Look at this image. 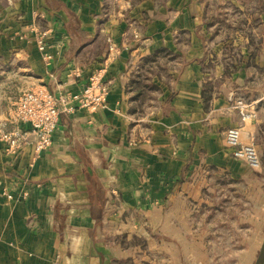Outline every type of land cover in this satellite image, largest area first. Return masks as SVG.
Returning <instances> with one entry per match:
<instances>
[{"label": "crops", "instance_id": "0c3cea01", "mask_svg": "<svg viewBox=\"0 0 264 264\" xmlns=\"http://www.w3.org/2000/svg\"><path fill=\"white\" fill-rule=\"evenodd\" d=\"M8 1L3 8L8 21L0 24V127L22 92L42 86L79 93L103 66L110 44L119 51L103 75L110 85L104 107L62 113L54 144L40 156L34 136L15 153L0 141V264H90V259L91 264H139V246H123L126 238L139 240L143 225L178 231L147 238L168 241L179 254L200 239L182 231L193 224L186 215L192 209L142 219L139 228V206L158 203L154 211L161 212L173 199L161 207L160 200L176 189L179 198L198 203L195 210L214 206L212 198L204 201L203 191L212 185L202 179L215 174L222 183L245 181L261 189L264 94L249 97L241 91L250 84L241 72H249L253 62L251 40L241 61L234 53L226 55V39L218 43L208 31L224 11L235 13L256 0ZM33 10L42 13L37 23L46 32L43 50L31 37L15 36L22 28L17 15ZM259 14L264 22V9ZM213 54L218 60L207 72ZM261 56L258 72L264 70V48ZM228 64L231 74H226ZM205 86L210 88L206 101ZM214 86L220 91L211 92ZM239 102L256 117L243 122ZM239 126L244 142L256 133L259 173L227 148L225 130ZM23 192L30 195L26 203L6 197ZM238 220L250 221L233 218L219 225Z\"/></svg>", "mask_w": 264, "mask_h": 264}, {"label": "rangeland", "instance_id": "374dc122", "mask_svg": "<svg viewBox=\"0 0 264 264\" xmlns=\"http://www.w3.org/2000/svg\"><path fill=\"white\" fill-rule=\"evenodd\" d=\"M250 3L244 2V4L246 5L245 8H239L235 13L228 10L224 11L221 14V21H219V23H217L218 21L213 22L212 24L215 28L209 29L208 31L209 33H211V36H218V43L226 39V42H229L227 50L224 46L226 55H231L234 53L235 55H238V58L241 61H243L245 56L247 55L245 52L248 50V46L245 44V42H247L248 39H252V42L249 41L252 46V48L249 49V54L253 62L251 63V67H248V70H250L249 72H241L242 74L245 73L249 76L247 84L250 83L247 88L243 85L241 91L243 94H247L249 95V97H252L264 94L263 66L261 67L262 71L258 72V69H260L258 65L261 64V54H263L264 48V22L261 15L259 14L263 12L264 0H256V4H252L254 5V8H252V5ZM8 5V0H0L1 25L4 22L6 24V21H8V19L4 17L3 11V8L8 7ZM35 11L36 10L30 11L31 13L29 12V14L27 15L26 13H20L17 15L18 17L16 18V21H20L19 24L22 25V28L15 34V36L20 39H29L31 37L30 39L35 40V42L39 44L40 49L43 50L45 43L43 44V48H41L40 41L45 38L46 32H41V30H39L40 27L37 23V20L39 19V17L41 18L42 13L38 12L40 13V16L36 18L37 14H34ZM206 40L207 39L204 38V41ZM215 40L216 37L213 36V38L210 41H207V43L212 45V41ZM122 46L126 47L127 43L123 42ZM116 49L119 51V47L111 43L107 56L103 61V66L100 70L94 71V74L101 73L102 76L107 74V69L109 67L110 61L117 55ZM211 52L214 51L211 50ZM108 56H110V59H108ZM222 58L224 59L226 58V56H223ZM217 60V55L213 54V56L209 60L211 62L207 65L208 67H206L205 70H207V72H210L212 64L216 65ZM254 68L256 69L257 74H255ZM232 72L233 69L231 65L228 64V67L226 68V74H231ZM37 88L46 89L42 86H38ZM32 89L33 88H31V90ZM220 89L221 86H214L211 89V92H219ZM83 90L79 92L78 95L82 94ZM24 93L25 92H22L18 99L15 101V104L12 106L14 109H17V104L23 97ZM108 94L109 92H107L106 94L105 103ZM72 105L77 109H90L82 106L81 102L79 101L72 103ZM17 118L18 116L16 112L10 113V115L8 113L6 122L0 127V141H2L6 145V148L10 153H15L18 150H14V148L4 140V132H14L16 130H19L20 138H25L22 142L21 147L29 142L33 136L36 142V138H38L39 136V132L34 130L35 126L31 121L19 119V123H16ZM58 125L56 126V131ZM227 130H225V134ZM54 140L49 147L43 149L41 152H36V154L40 156L41 153L49 149L54 144ZM226 145H228L227 142ZM228 147L229 146H227V148ZM230 149L232 150V153L230 152L231 156L236 159L233 155V149ZM236 160L238 161V159ZM261 170L262 168L259 171L257 170L255 172L259 173ZM215 175H209L202 179V181L204 180V185H212V187H209L208 191H203L204 201L211 200L212 198L214 206L208 203L206 207L203 206V209L199 207L197 208V210H195L194 208L198 206V203L193 204L189 199L183 200L182 198H179L178 196L180 195L174 193L177 189L170 194L166 193V198L164 200H160L161 204L158 206L161 207L166 205L169 198L173 199L170 202L168 208L166 206V209L161 212L154 211L155 205L158 203H150V205L146 208H144L143 206H139V228L141 227L142 219L150 220L155 217L163 218L168 214V210L180 213L187 210L186 207H188L190 211L192 209V214H190V212L187 210L186 215L190 216V218L193 220V224H190L186 228L184 227L182 231H185L187 233L199 234V241H192L190 243H187V248H185L183 251H180V253L178 254L176 253L177 249H169L168 241H159L157 243H153L147 238L149 236L151 237L154 233L157 232L158 234L167 232V234L177 235L179 233L178 231H175V229L163 230L162 228L156 230L154 227L143 225L142 227H144L146 231H139V235H141L139 236V240L133 238L131 241H129L130 239L126 238L125 242L127 243L123 246L124 249L128 250L135 248V245L139 246V250L142 251L141 253H139V264H169V261L170 264H254L259 255L264 239V176L261 177V180L257 183V185L261 187V189L257 191V189H253V187L249 186L245 181L235 180L232 183H222V181L217 180L218 178ZM261 175H264V172H261ZM176 184L177 181L172 187L174 188ZM246 191H248L249 194H247ZM25 192L17 196L7 193L6 197L15 203H26L30 195L29 193ZM139 203H141L140 200ZM216 207H218V210H216ZM233 218H244L249 219L250 221L241 223L238 220L234 221L233 224H229L227 226L219 225L220 223H225L226 220ZM227 235H232V240H226ZM68 239L69 242L67 243H69L70 245L72 242L70 238ZM157 250L164 251V254L166 255L162 254L159 256H152L151 253H155ZM167 250L175 253V256L171 258V255H173L171 254L168 257V254L166 252ZM73 260L74 259H69L70 262H72ZM91 262H93V259H90V264ZM102 264H104L103 261ZM112 264L118 263L112 262ZM125 264L136 263L135 261H132L131 263L127 261L125 262Z\"/></svg>", "mask_w": 264, "mask_h": 264}, {"label": "built area", "instance_id": "2783aa9c", "mask_svg": "<svg viewBox=\"0 0 264 264\" xmlns=\"http://www.w3.org/2000/svg\"><path fill=\"white\" fill-rule=\"evenodd\" d=\"M36 18L40 16L38 11L34 14ZM44 38L40 41L43 48ZM116 49V54H117ZM110 59V56H108ZM110 91V85L104 81L101 73L92 74L88 85L84 88L83 93H66L61 94L51 92L44 88H33L32 90L24 91L23 97L17 104V109L10 112H16L19 119L31 121L34 130L39 132L36 138V152H41L49 147L54 140L56 126L60 121V116L63 112L73 113L76 108L72 105L74 102H81L82 106L90 109H99L105 105V97ZM239 113L243 122L251 121L256 117L255 110L251 111L243 102H239ZM9 113V115H10ZM243 127H230L226 131L225 140L230 148L233 149V155L236 159L245 162L253 170H258L262 166L261 155L257 145L254 142L256 133H250L252 140L250 142L242 141ZM4 140L9 143L14 150H19L25 138H20V131L4 132Z\"/></svg>", "mask_w": 264, "mask_h": 264}, {"label": "water", "instance_id": "95a60500", "mask_svg": "<svg viewBox=\"0 0 264 264\" xmlns=\"http://www.w3.org/2000/svg\"><path fill=\"white\" fill-rule=\"evenodd\" d=\"M254 264H264V239H263V243L261 245L259 255H258Z\"/></svg>", "mask_w": 264, "mask_h": 264}, {"label": "trees", "instance_id": "16d2710c", "mask_svg": "<svg viewBox=\"0 0 264 264\" xmlns=\"http://www.w3.org/2000/svg\"><path fill=\"white\" fill-rule=\"evenodd\" d=\"M251 42H252V39H251ZM208 86H207V88H206V86H205V89H204V92H203V97H204V99H205V101L208 99Z\"/></svg>", "mask_w": 264, "mask_h": 264}]
</instances>
